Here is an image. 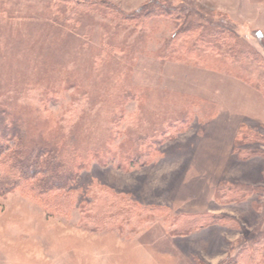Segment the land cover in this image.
I'll return each mask as SVG.
<instances>
[{"label": "rangeland", "instance_id": "obj_1", "mask_svg": "<svg viewBox=\"0 0 264 264\" xmlns=\"http://www.w3.org/2000/svg\"><path fill=\"white\" fill-rule=\"evenodd\" d=\"M165 1L175 9V16L169 26L148 38L145 52L138 54L132 82L173 93L164 102L150 99V106L156 102L160 106L179 104L176 93L199 100L192 107L187 128L162 143L157 157L145 165L118 168L117 152L107 165L93 162L73 181L71 197L75 202L66 214H50L18 193L0 197V264H264L263 91L244 76L241 79L208 65L190 64L181 45L183 39L166 49L172 60L164 63L152 53L164 40L172 39L176 29L186 31L194 24L221 29L230 36L228 42L234 43L237 37L252 52L251 56H241L232 68L247 69L253 79L263 83L264 0H0V40H5L0 42V70L10 74L20 69L24 74L21 79L27 78L23 67L31 63L17 55L21 38L41 31L47 40L33 56L49 53L50 37L58 29L45 31L46 25H74L79 13L95 21L92 30L89 24L83 30L85 22L77 24L79 31L61 28L66 42L59 50L52 49L54 63L64 62L75 54L77 42L73 38L93 35L97 40L103 33L99 24L106 21L115 26L120 17L148 11ZM84 4L95 5V10H86ZM108 7L113 8L111 13ZM113 15L117 19L113 20ZM152 22L144 27L138 24L134 37L155 28ZM138 105L132 101L127 108L135 111ZM60 108L59 103L52 107L57 113ZM102 114L105 116L104 111ZM240 127L258 137V141L241 144L240 148L250 154L246 160L233 152ZM121 139L118 136L116 141ZM237 187L247 192L236 201L230 189ZM121 195L140 206L163 209H158L155 220L127 236L114 227L93 230L82 224L83 201L93 202L89 208L96 212L103 202ZM196 214H207L210 220L191 233H178L182 221ZM253 250L257 252L252 254Z\"/></svg>", "mask_w": 264, "mask_h": 264}, {"label": "trees", "instance_id": "obj_2", "mask_svg": "<svg viewBox=\"0 0 264 264\" xmlns=\"http://www.w3.org/2000/svg\"><path fill=\"white\" fill-rule=\"evenodd\" d=\"M166 2L155 3L148 11L129 17L125 15L117 19L113 15V20L117 19L116 25L111 26L106 21L99 24L103 33L97 40L93 35L91 38H73L72 41L77 42L75 54L64 62L54 63L53 60L54 49L59 50L58 47L66 42L61 28L79 31L77 24L84 25L85 22L83 30L88 24L92 30L95 21L84 13L78 14L74 25L61 22L58 27L53 24L45 26V31L58 29L50 37L49 53L40 52L37 57L33 56L34 50L42 48L41 43L47 40L41 31L27 33L21 38L16 54L31 63L23 67L27 78L21 79L24 74L20 69L13 73L8 71L10 74L0 70V197L18 193L34 200L50 214H66L75 202L71 197L75 191L73 181L93 162L107 165L117 152L120 158L117 159L118 168L127 170L133 165H145L157 157L162 143L187 128L192 107L199 100L176 93L180 96L179 104L160 106L156 102L150 106V99L164 102L173 93L132 82L138 54L145 52L148 38L155 31L169 26L175 16V9ZM94 6L84 4L86 10H95ZM106 9L110 13L113 11L112 7ZM106 9L99 11L106 12ZM151 19L156 27L142 30L138 37H134L135 27L138 24L144 27ZM121 33V38L117 39ZM176 33L152 52L154 58L164 63L172 60L166 49L171 48L175 40L183 39L181 45L186 49L185 58L190 64L208 65L241 79L244 76L245 81H253V86L264 93V82L253 79L251 71L232 68L241 56L252 54L237 37L233 38L234 43H230V36L226 37L224 30L208 29L198 24L186 31L176 29ZM222 39L225 41L221 42ZM0 42L5 43V40ZM3 58L6 55L3 54ZM261 75L264 77V68ZM132 101L139 103L135 111L127 108ZM58 103L61 112L57 113L52 107ZM176 123L180 126L176 127ZM95 128L103 134L97 133ZM89 130L92 132H87ZM85 131L87 134L83 135ZM118 136L122 139L117 142ZM251 141H258L257 135L240 127L235 135L233 152L242 160L248 159L250 154L240 147ZM230 192L233 193L232 199L237 201L244 198L247 191L237 187ZM114 200L103 202L96 212L89 208L93 202L86 204L83 201L80 206L82 224L93 230L114 227L127 236L137 232L143 223L155 220L158 209H163L140 206L122 195ZM209 220L207 214L190 216L182 221L183 226L177 232L191 233ZM253 251L252 254L256 250Z\"/></svg>", "mask_w": 264, "mask_h": 264}]
</instances>
